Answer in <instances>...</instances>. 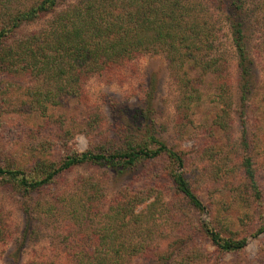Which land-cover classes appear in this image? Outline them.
Wrapping results in <instances>:
<instances>
[{"label": "rangeland", "instance_id": "374dc122", "mask_svg": "<svg viewBox=\"0 0 264 264\" xmlns=\"http://www.w3.org/2000/svg\"><path fill=\"white\" fill-rule=\"evenodd\" d=\"M35 1L0 0V16L9 7ZM76 1H63L59 8ZM199 1L209 8L215 43L188 53L181 71L165 54L146 53L122 73L91 77L83 99L66 93L55 96L53 91L44 107L35 101L41 90L49 89L29 66L23 67L30 60L18 59L15 69L0 64V165L41 177L45 168L60 165L71 153L117 150L150 130L174 149L191 151L185 174L203 208L194 207L175 189L168 157L116 173L84 163L37 189L0 177V226L5 232L0 264L39 259L69 264L73 240L85 234L92 241L96 229L108 221L115 198L154 185L158 188L151 189L152 196L157 193L162 200L157 222L151 223L154 245L129 264H264V232L254 235L264 224V35L258 23L263 9L253 0L247 5V50L254 61V80L252 92L243 98L239 55L222 2ZM53 18L49 13L23 24L8 43L22 42ZM208 60L218 64V75L202 69L200 63ZM189 94L191 104L184 102ZM224 108L230 124L226 128L215 124ZM136 112L141 118L133 126ZM246 158L252 160L261 198L249 188ZM202 225L246 236V246L221 252Z\"/></svg>", "mask_w": 264, "mask_h": 264}, {"label": "trees", "instance_id": "16d2710c", "mask_svg": "<svg viewBox=\"0 0 264 264\" xmlns=\"http://www.w3.org/2000/svg\"><path fill=\"white\" fill-rule=\"evenodd\" d=\"M63 1L66 0H36L30 5L19 3L16 8L9 7L0 16V64L15 69L18 59L30 60L23 67L27 69L29 66V71L49 89L39 92L35 103L40 106L48 103L53 91L55 96L66 93L83 99L86 95L85 86L91 77L122 73L146 53L165 54L181 71L188 53L203 51L215 43L214 26L208 18L209 8H204L203 2L199 0H78L68 2L65 8H59ZM249 1L221 0L239 55L243 98L252 92L254 80V61L247 50L246 39L245 15ZM253 1L257 8L263 9L258 23L264 35V0ZM49 13L54 16L49 26L26 36L22 42L14 45L16 47L8 43L13 31ZM217 65L209 60L200 63L202 69L218 75ZM191 97L190 94L185 95L184 102L191 104ZM144 111L142 117L144 115L146 120L148 117ZM187 112L184 114L186 117ZM140 113H135L133 126L141 118ZM227 115V110L222 109L215 124L224 128L230 126L226 122ZM139 136L141 140H128L122 148L110 152L71 153L60 165L51 164L45 168L41 177L30 178L22 169L1 165L0 177L13 180L21 188L37 189L52 182L59 173L84 163L99 164L116 173L134 169L143 161L168 157L173 164L170 174L175 189L194 207L203 208L185 174L189 158H192L191 151L174 149L150 130ZM244 172L249 188L261 198L256 171L250 158L244 161ZM154 187L158 188L154 185L133 193L124 192L115 198L108 208V221L96 229L98 231L93 242L85 234L73 240L74 249L69 264H129L133 258L150 251L154 245L151 223L156 224V211L160 207L159 203H162L159 194L154 193L155 196H152L151 189L155 190ZM142 205L145 208L139 210ZM205 227L202 225L211 243L221 252L241 251L248 241L246 236L237 237L229 228ZM263 232L264 224L254 235ZM4 236L5 232L0 226V241ZM29 264L64 263L39 259Z\"/></svg>", "mask_w": 264, "mask_h": 264}]
</instances>
